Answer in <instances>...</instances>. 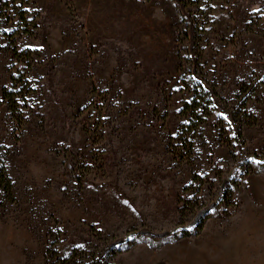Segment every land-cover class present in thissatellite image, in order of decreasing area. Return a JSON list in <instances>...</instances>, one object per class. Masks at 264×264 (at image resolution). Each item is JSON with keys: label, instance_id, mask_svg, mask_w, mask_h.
<instances>
[{"label": "rangeland", "instance_id": "rangeland-1", "mask_svg": "<svg viewBox=\"0 0 264 264\" xmlns=\"http://www.w3.org/2000/svg\"><path fill=\"white\" fill-rule=\"evenodd\" d=\"M251 152L264 0H0V264H264Z\"/></svg>", "mask_w": 264, "mask_h": 264}, {"label": "trees", "instance_id": "trees-1", "mask_svg": "<svg viewBox=\"0 0 264 264\" xmlns=\"http://www.w3.org/2000/svg\"><path fill=\"white\" fill-rule=\"evenodd\" d=\"M16 14L18 15V18H20V19H23L25 17V12H24L23 8H19V10ZM190 93H191V96L189 97L188 101L186 102V105L188 107H190V109H191L190 110V116H197L198 112L205 113L206 107L210 103V97L206 96V92L201 91L200 88L196 89V87H193L192 90H190ZM15 94H16V92L13 91L12 88L4 89L2 91V97L5 98L6 102L10 105V107L14 108V109L18 106V103H19V100L15 96ZM208 95H210V94L208 93ZM203 102L205 105V106H203L204 109L198 110L199 109L198 107H201V103H203ZM245 157H246L245 159L247 160V162H249V164L252 163V165H256L257 168L259 166H262L264 163V159H262V158L260 159L256 152H251L250 154H246ZM0 183L3 184L2 188L5 187L6 189H8V187L10 186L9 178L5 174V167L3 166V164L0 165ZM216 200H219V198ZM183 233H185V232H183Z\"/></svg>", "mask_w": 264, "mask_h": 264}]
</instances>
